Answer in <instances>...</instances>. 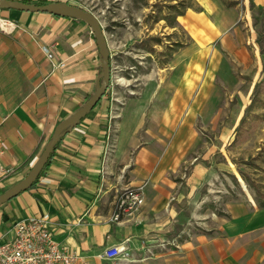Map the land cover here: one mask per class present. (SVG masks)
<instances>
[{"label":"crops","instance_id":"crops-1","mask_svg":"<svg viewBox=\"0 0 264 264\" xmlns=\"http://www.w3.org/2000/svg\"><path fill=\"white\" fill-rule=\"evenodd\" d=\"M4 10L18 25L12 33L0 29L1 160L10 170L5 184L13 185L37 161L57 124L95 92L101 61L85 22ZM194 13L188 8L186 17ZM205 18L210 37L220 40L236 66L262 70L261 55H250L232 25ZM49 51L65 67L54 68ZM209 56L207 49L185 51L183 65L169 61L150 79L144 73L135 85L127 80L122 100L108 99L106 91L60 140L36 184L0 205V239L12 236L17 219L47 215L55 237L80 250L88 264H255V251L264 246V206L251 195L237 196L209 159L208 139H223L227 129L225 83L215 81L224 71L215 64L219 53L206 64ZM127 186H143L145 203L134 216L114 221ZM176 238L180 249L161 246ZM115 245L127 254L100 256Z\"/></svg>","mask_w":264,"mask_h":264},{"label":"rangeland","instance_id":"rangeland-1","mask_svg":"<svg viewBox=\"0 0 264 264\" xmlns=\"http://www.w3.org/2000/svg\"><path fill=\"white\" fill-rule=\"evenodd\" d=\"M47 1L70 2L93 12L100 20L110 43V52L120 65V73L113 72L112 78L117 90L111 86L107 90L108 99L126 97L123 90L127 89V80L135 85L138 76L141 81L144 73L146 80L150 79L152 70H158L169 61L183 65L185 51L196 53L207 49L210 56L206 64L212 63L213 53H219L215 64L222 67L224 73L215 81L225 83L227 129L223 139H208L209 159L220 167L224 178L234 184L235 191L240 193L237 196L242 198L248 194L259 205L264 203V0ZM189 3L193 4L196 13L187 18L185 5ZM177 11L186 15L179 20ZM206 16L213 22L232 25L230 30L243 41L250 55L254 56L255 52L261 55L262 70L259 73L254 66L247 71L236 66L220 40L210 37ZM0 18L12 20L4 9H0ZM205 37L210 39L202 41ZM114 92L117 94L113 95ZM212 93L216 91L209 90V94ZM11 185L4 184L0 193ZM190 224L192 229L197 227V223ZM168 248L172 245L165 249ZM178 249L180 245L173 250ZM255 252V264H264V246Z\"/></svg>","mask_w":264,"mask_h":264},{"label":"built area","instance_id":"built-area-1","mask_svg":"<svg viewBox=\"0 0 264 264\" xmlns=\"http://www.w3.org/2000/svg\"><path fill=\"white\" fill-rule=\"evenodd\" d=\"M17 23L0 18V29L12 33ZM54 68L65 67L66 63L56 60L53 51L48 52ZM5 152L0 126V188L5 184L10 170L2 163ZM145 203L143 186H127L119 193L112 220L120 221L132 217ZM174 247L180 243L176 239L170 242ZM168 243L161 246L166 248ZM127 254L125 246L115 245L105 249L100 256L105 259H117ZM0 264H88L87 257L80 250L62 245L52 231L47 215H30L17 219L12 227V236L8 240L0 239Z\"/></svg>","mask_w":264,"mask_h":264},{"label":"water","instance_id":"water-1","mask_svg":"<svg viewBox=\"0 0 264 264\" xmlns=\"http://www.w3.org/2000/svg\"><path fill=\"white\" fill-rule=\"evenodd\" d=\"M1 8L26 12H45L85 22L90 27L96 40L101 61V70L96 78L95 92L77 110L57 124L52 137L45 145L42 153L29 172L17 183L0 193V205L28 190L32 186L40 176L57 144L66 133L78 125L98 104L110 86L114 75L108 39L100 20L93 12L66 1H52L37 4L28 3L23 0H0V9Z\"/></svg>","mask_w":264,"mask_h":264},{"label":"trees","instance_id":"trees-1","mask_svg":"<svg viewBox=\"0 0 264 264\" xmlns=\"http://www.w3.org/2000/svg\"><path fill=\"white\" fill-rule=\"evenodd\" d=\"M23 1H25V2H28V3H31V1L30 0H23ZM47 2H49V1H47V0H39V2H38V4H43V3H47ZM185 7L186 8H193V4L192 3H189V4H186L185 5ZM1 9H4V8H1ZM182 14H184V12L183 11H177V13H176V16H179V15H182ZM92 36H93V34H92ZM93 38H94V36H93ZM95 39V38H94ZM264 67V66H263ZM59 144V143H58ZM57 144V145H58ZM57 147V146H56ZM56 149V148H55ZM55 151V150H54ZM54 151H53V153H54ZM53 153H52V155H53ZM52 155H51V157H52ZM51 157H50V159H51ZM50 159L48 160V162H47V164L46 165H48V163L50 162ZM45 165V166H46ZM45 168V167H44ZM43 171V170H42ZM38 179H39V177L37 178V180L32 184V186L29 188V189H31L35 184H36V182L38 181ZM28 189V190H29ZM260 206H264V203H260Z\"/></svg>","mask_w":264,"mask_h":264},{"label":"flooded vegetation","instance_id":"flooded-vegetation-1","mask_svg":"<svg viewBox=\"0 0 264 264\" xmlns=\"http://www.w3.org/2000/svg\"><path fill=\"white\" fill-rule=\"evenodd\" d=\"M107 37V36H106ZM108 39V38H107ZM108 43H109V40H108ZM109 47H110V43H109ZM110 55H111V62H112V64H113V58H112V53L110 52ZM138 64H140L139 62H138Z\"/></svg>","mask_w":264,"mask_h":264},{"label":"bare ground","instance_id":"bare-ground-1","mask_svg":"<svg viewBox=\"0 0 264 264\" xmlns=\"http://www.w3.org/2000/svg\"><path fill=\"white\" fill-rule=\"evenodd\" d=\"M119 81H122V78H120Z\"/></svg>","mask_w":264,"mask_h":264}]
</instances>
